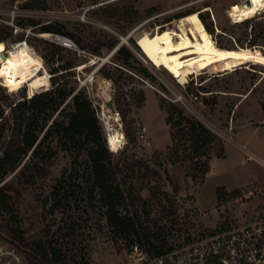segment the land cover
I'll list each match as a JSON object with an SVG mask.
<instances>
[{"label": "rangeland", "instance_id": "374dc122", "mask_svg": "<svg viewBox=\"0 0 264 264\" xmlns=\"http://www.w3.org/2000/svg\"><path fill=\"white\" fill-rule=\"evenodd\" d=\"M243 1L0 0V30L4 26L10 30L5 44L0 41V51L9 55L14 49L22 59L45 55L49 73L53 66L76 57L79 64L74 74L63 78L67 88H76L61 109L82 90L93 102L105 138L103 119L120 118L126 141L114 152L113 162L120 165L117 179L128 196L123 213L137 214L139 233L148 234L150 244L185 247L264 215V130L258 129L264 126V61L246 52H251L246 46L252 43L257 52L264 50V9L255 15L258 21L251 22L254 29L251 24H237L228 10ZM13 10L18 13L14 20ZM200 14L213 28L212 34ZM180 15L197 27L195 15L205 37L211 34L208 39L230 46L225 48L229 52L246 53L180 55L166 60L167 72L140 57L122 39L128 36L141 53L136 39L143 31L152 32L166 23L173 26ZM11 21L20 31L15 32ZM46 25L73 32L86 48L65 46L67 50L57 52L41 40L55 42L58 34L43 32ZM254 36L255 41L251 40ZM116 39L134 53L129 65L123 63L125 56L117 59L115 47L110 48ZM97 48L100 52L93 53ZM192 58L196 59L188 61ZM81 63L86 66L79 68ZM191 65L196 68L185 70ZM2 82L0 78V93L16 94L17 99L51 88V84L39 89L25 84L11 91ZM142 95L145 98L139 106ZM167 102L178 104L187 116L204 123L225 145L224 158L213 152L204 179L191 170L190 160L170 161L172 130L163 107ZM70 104L48 124L66 118ZM143 125L150 143L137 135ZM40 150L38 155L32 150L25 154L0 183L10 196L0 209V233L11 237L14 229L50 264H128L130 241L117 238L108 225L106 209L88 180L87 155L81 152L76 157L77 146L64 148L55 134L43 141ZM246 151L255 157L248 159Z\"/></svg>", "mask_w": 264, "mask_h": 264}, {"label": "trees", "instance_id": "16d2710c", "mask_svg": "<svg viewBox=\"0 0 264 264\" xmlns=\"http://www.w3.org/2000/svg\"><path fill=\"white\" fill-rule=\"evenodd\" d=\"M181 16L183 15L178 17ZM200 17L205 24V29L212 34L213 28L205 21L201 14ZM255 17L237 22V24H251L252 29H254V25L251 22L258 21ZM193 20L197 24V27L192 23L189 24L194 33L196 35L202 34V36H207L195 15L193 16ZM43 29H45L43 32H56L69 36L80 48H86L83 40L76 38L73 32L53 25L43 26ZM9 35V27L4 26L0 30V41H5ZM256 38L257 36H254L251 40L255 41ZM41 40L47 42L50 46H54L57 52L67 50L65 46L57 42ZM118 41V39L114 40L110 44V48H116ZM254 45L255 43L246 46L247 49L251 50L250 53L254 55L264 54V50L262 52L254 50L252 48ZM219 46L224 49L230 48V46L226 47V45L221 44ZM93 51H95L93 53H99L100 49L97 48ZM116 54L118 55L117 59L125 56L123 63L126 65H129L128 58L134 56L132 50L124 45L116 49ZM42 58L46 64L48 62L47 56L42 55ZM78 64L79 62L74 57L50 68L51 88L36 92L27 99H17L16 94L0 93V183L9 172L16 170L22 163L25 154L32 150V154L38 155L43 141L55 134L64 148L69 149L72 147V144L77 146L76 157L81 152L87 155L90 163L88 180L92 183V191L97 193L99 201H101L106 209V219L108 225L113 229L115 236L130 241V244L138 242L145 245L146 243L149 250H154L155 253H162L165 249L164 245L150 244V236L148 234L141 236L139 233L137 214L129 215L123 213V210L128 207V196L121 182L117 179L120 165L113 162L114 152L109 149L92 100L82 90H78L70 99L72 110L66 113V118L62 120L55 118L51 124H48L55 113H64V109L70 103H67L65 108L61 109V106L76 88L74 86L67 88L63 84V78L74 74L72 71ZM188 67L185 70L196 68L195 65ZM139 71L145 76L148 75L146 68H141ZM0 89H3L1 85ZM144 98V95H142L139 106H141ZM163 107L167 108L168 115L166 121L172 130V145L168 148L171 163L184 162L188 159L192 163L191 170L197 171L200 178L204 179L210 170L209 161L213 154L215 153L217 157H225V145L223 141L204 123L187 116L184 109L178 104L167 102L166 105L163 104ZM7 108L8 111L6 112ZM41 133L43 135L40 138ZM182 149L185 151L184 156L181 154ZM188 174L195 178L190 172ZM218 191H220V188ZM9 199L10 196L5 192V188L0 187V209L7 204ZM11 231L12 236L8 237L10 242L23 253L28 264H50L47 256L36 253L30 242L19 236L14 229ZM28 249L34 252L30 253Z\"/></svg>", "mask_w": 264, "mask_h": 264}, {"label": "built area", "instance_id": "2783aa9c", "mask_svg": "<svg viewBox=\"0 0 264 264\" xmlns=\"http://www.w3.org/2000/svg\"><path fill=\"white\" fill-rule=\"evenodd\" d=\"M17 14V11L13 10L12 20ZM9 23L15 27V32L20 31L13 21ZM54 41L67 47L77 48L76 42L66 35L55 34ZM103 122L109 149H111L109 129L121 133V143L115 152L119 151L126 141L120 118L103 119ZM137 135L142 141L150 143L146 126L137 128ZM246 153L248 159L255 157L251 151ZM126 258L128 264H264V215L241 227L212 234L188 246L165 248L162 253H155L146 245L135 242L129 245ZM0 264H28L18 247L2 233H0Z\"/></svg>", "mask_w": 264, "mask_h": 264}, {"label": "bare ground", "instance_id": "6f19581e", "mask_svg": "<svg viewBox=\"0 0 264 264\" xmlns=\"http://www.w3.org/2000/svg\"><path fill=\"white\" fill-rule=\"evenodd\" d=\"M263 9L264 0H245L240 5L229 8L228 12L232 21L237 23L254 17ZM172 20L174 19L172 18ZM172 24L174 25L168 23L160 25L152 32L143 31L136 39L141 53L130 44L128 36H122V39L140 57H144L155 66L166 69L167 72H169V66L166 60H174L180 55L245 53L242 50L229 52L219 46L215 40H209L211 34L208 37L196 35L188 22L187 16L175 18ZM1 42L5 44L4 41ZM246 52L252 55L253 59L258 58L264 61V54L254 55L249 51ZM85 66V64H82L79 68ZM50 77L51 74L46 69L42 56L36 55L22 59L14 49L9 50V55H5L3 51H0V78L3 79L4 85L11 91L17 90L25 84H28L32 89L48 87L51 84ZM120 134L115 129H109L108 138L111 151L115 152L119 147L121 143Z\"/></svg>", "mask_w": 264, "mask_h": 264}, {"label": "crops", "instance_id": "0c3cea01", "mask_svg": "<svg viewBox=\"0 0 264 264\" xmlns=\"http://www.w3.org/2000/svg\"><path fill=\"white\" fill-rule=\"evenodd\" d=\"M258 129H263L264 130V126L258 127ZM257 130V129H256ZM255 147V146H254Z\"/></svg>", "mask_w": 264, "mask_h": 264}, {"label": "water", "instance_id": "95a60500", "mask_svg": "<svg viewBox=\"0 0 264 264\" xmlns=\"http://www.w3.org/2000/svg\"><path fill=\"white\" fill-rule=\"evenodd\" d=\"M136 43H137V42H136ZM119 46H120V45H118V47H119ZM118 47H117V48H118ZM117 48H115V50H116ZM135 49H136V47H135ZM115 50H114V51H115Z\"/></svg>", "mask_w": 264, "mask_h": 264}]
</instances>
